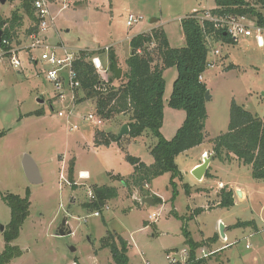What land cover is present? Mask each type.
<instances>
[{
	"label": "rangeland",
	"instance_id": "obj_1",
	"mask_svg": "<svg viewBox=\"0 0 264 264\" xmlns=\"http://www.w3.org/2000/svg\"><path fill=\"white\" fill-rule=\"evenodd\" d=\"M214 7V0L49 3L52 24L39 39L44 45H61L73 52L102 51L92 59L98 58L107 70L100 74L106 82L114 76L109 70L110 53L114 54L115 64L123 75L127 71L125 59L131 53L129 40L150 29L151 18L157 19L156 24L165 33L168 46L180 48L184 46L180 20L192 9L203 14ZM259 11L264 15L263 10ZM13 13L23 15L19 2L7 1L0 8V17L5 20L12 18ZM130 15L139 20L127 27ZM30 27V21L23 15L22 26L15 31L17 38L13 42L15 48H20L17 51L20 68H10L5 61L0 63V133H5L0 137V227L5 231L10 220L9 207L2 201L5 195L28 196L30 203L29 215L11 243L19 248L21 255L8 264H114L109 249L102 247L103 240H114L118 250L125 248L128 264H169L172 259L178 264H187L190 256L184 229L191 240L199 244L194 256L210 255L204 258L205 264H264V181L251 178L250 166H243L235 159V162L223 163L213 158L207 177L198 181L192 177L191 168L199 162V150L192 148L175 158L181 179L165 173L152 179L145 190L134 188L129 182L133 166L127 158L152 165L149 151L157 139L146 133L136 138L126 136L107 145H94L96 131L116 136L127 116L102 120L96 127L82 121L84 116L95 114L92 100L76 103L70 99V92H66L65 100L56 102L55 90L46 79L50 67L41 60L43 50H30L36 61L31 64L29 53L20 47L29 44L26 33ZM260 37L262 46H258L252 30V36L238 38L235 45L218 43L212 47L220 55L209 54L208 60L214 64L202 75L208 92L205 101L207 144L208 140L227 132L232 100L245 111L264 118V33ZM58 55L63 53L58 50ZM176 75L174 67L163 72L165 91L160 132L165 140L173 138L185 119L183 110L167 106ZM119 85V80L113 82L114 87ZM82 96L83 93L78 92L75 101ZM37 111L42 114L34 115ZM60 111L64 115L59 118ZM25 154L38 168L39 185H30L24 176L21 162ZM72 161L74 173L69 180ZM80 173L86 176L79 178ZM209 173L215 176L208 178ZM116 176L121 180H114ZM125 181L129 185H123ZM218 182L230 189L240 185L246 199L237 200L230 209L215 206ZM185 185L189 187L188 193ZM99 186L114 188L117 197L106 202L98 217H94L84 204L90 201L88 195L93 188ZM152 196V205L141 203L142 197ZM208 202H212L213 208L207 209ZM198 208L206 210L194 214ZM151 215L156 218L150 220ZM62 219L67 221L72 234L55 237ZM219 219L227 227L229 237L228 243L221 240V244L229 245L220 250L215 245L218 240L214 244L205 241L215 231L217 239ZM251 220L255 223L251 230H228L238 221ZM71 247L75 251H70ZM4 248L0 231V254Z\"/></svg>",
	"mask_w": 264,
	"mask_h": 264
},
{
	"label": "trees",
	"instance_id": "obj_2",
	"mask_svg": "<svg viewBox=\"0 0 264 264\" xmlns=\"http://www.w3.org/2000/svg\"><path fill=\"white\" fill-rule=\"evenodd\" d=\"M10 3L19 2L23 15L31 23L27 35L37 33L38 21L33 14V0H7ZM214 9L209 10L217 16L234 15L248 17L255 25L264 29V0H214ZM259 8V9H257ZM193 12L180 20V30L184 36L185 44L181 48H170L165 33L160 28H153L150 32L133 36L129 41L132 51L125 61L127 71L119 79L120 85L113 86L114 76L105 82L92 66V58L102 51L78 50L72 69L75 79L79 83L74 91L75 99L78 92L83 96L75 102L84 99L94 102L95 114L103 121H109L116 116H127L125 124L129 127V137L136 138L149 133L157 139L155 146L150 148L152 165L147 166L138 159L127 158L133 166V174L129 178L134 188L144 189L155 177L169 173L174 178H182L175 158L192 148L203 144L205 139L206 105L204 100L207 86L200 77L207 67L210 48L213 45H235L223 31L214 29L212 24H200L193 17ZM23 15L13 13L12 18L5 20L0 17L1 40L8 42V46L0 43V48L9 50L17 34L15 31L22 26ZM208 42L211 46H208ZM156 56V58H155ZM116 58L113 53L109 55V64L115 65ZM171 67L176 68L177 75L172 82V92L167 106L171 109L183 110L185 119L175 135L170 140H165L160 132L162 127L163 107L162 98L165 91L163 72ZM228 119V130L208 141L212 145L213 158L225 163L235 159L243 166H250V176L255 180L264 181V118H258L250 112L231 101ZM42 114L39 111L33 113ZM5 133H0V137ZM93 144L107 145L116 141L113 134L103 133L98 130L94 133ZM74 173L73 161L69 163L68 179L72 180ZM207 173L204 177H207ZM114 180H121L119 176ZM129 185L128 182H122ZM188 193L189 187L185 185ZM92 199L84 208L92 213L98 212L105 203L117 197L116 190L112 187L99 186L91 191ZM233 191L226 188L220 190L218 206L230 209L234 205ZM153 198V196H152ZM153 200V199H152ZM10 210L9 224L2 233L5 248L0 254V264H8L12 259L18 258L21 251L11 243L18 237L20 229L29 215L30 203L28 196L20 198L14 195H5L2 198ZM154 202V201H153ZM103 206V207H102ZM102 207V208H101ZM105 208V207H104ZM194 214L200 213L196 209ZM254 221L237 222L233 227H253ZM185 244L188 248L190 259L187 264H205L206 259L196 258L194 252L199 244L194 243L184 229ZM103 239V238H102ZM107 239V238H105ZM102 247L109 249V254L114 264H128L125 248L118 250L115 241H102Z\"/></svg>",
	"mask_w": 264,
	"mask_h": 264
},
{
	"label": "built area",
	"instance_id": "obj_3",
	"mask_svg": "<svg viewBox=\"0 0 264 264\" xmlns=\"http://www.w3.org/2000/svg\"><path fill=\"white\" fill-rule=\"evenodd\" d=\"M70 0H33L32 2V9L33 14L35 15L38 24H37V33L31 34L29 37V44L26 46H20L23 48L26 53H29V63L36 64V61L32 57L30 50L34 49H41L43 50V54L41 55V60L50 68L47 70L46 79L50 84L53 86L55 90V94L53 99L56 102H62L65 100V93L70 92L71 97L70 99L75 102V93L74 91L78 89L79 83L75 79V73L72 69L73 62L75 61L77 52H73L64 46H49L44 45V42H41L40 35L44 32L48 25L51 23L52 20L48 15V5L49 3H57L61 2L63 4L68 3ZM200 24L204 22L212 24L214 29L223 31L225 36H228L232 39L233 42L237 43V39L240 37H250L252 36V30L255 33L256 42L258 46H262V40L260 35L264 33V29L259 28L255 25L254 21L248 17H239L234 15H226V16H217L212 14L209 10L208 12H204L203 14H196L194 17ZM139 19L134 17L133 15L129 16L126 21L127 27H132L134 23H136ZM253 24L255 26H253ZM3 45L8 46V42L5 40H1ZM1 43V42H0ZM208 46H211L208 42ZM213 46L209 47L210 52L213 56L217 57L220 55V52L217 49L212 48ZM20 48H15L13 45L10 47L9 50H4L0 48V63L3 61L7 62V66L13 69H18L21 66V62L18 58L17 51ZM58 50H60L63 55H58ZM106 50V49H105ZM108 50V49H107ZM92 66L94 70L97 71L99 74H103L107 72L106 69L103 68L98 58L92 59ZM214 64V61L207 60L206 67L209 68ZM202 80V77L199 78ZM63 111H60L57 116L60 118L63 116ZM70 115V114H69ZM82 121L90 123L93 126L98 127L102 124V119L96 114H89L82 118ZM76 129V127H73ZM83 173H80L79 178H84ZM147 188V185L144 186ZM89 199H92L91 192L88 195ZM94 217H98L99 213L95 212L92 214ZM150 220L156 218V216L151 215L148 217ZM249 247L246 245L245 249ZM203 253V251H201ZM209 254H203L200 258H207ZM169 264H178V261L172 259Z\"/></svg>",
	"mask_w": 264,
	"mask_h": 264
},
{
	"label": "water",
	"instance_id": "obj_4",
	"mask_svg": "<svg viewBox=\"0 0 264 264\" xmlns=\"http://www.w3.org/2000/svg\"><path fill=\"white\" fill-rule=\"evenodd\" d=\"M6 2H7V0H0V8H1V6H4L6 4ZM148 23H149V25H151V24L153 25V24L157 23V20L154 18H151L148 21ZM1 38H2V30H0V42H1ZM112 70L114 71V79L119 80L121 78V72H122L121 69L117 68V65L115 64L112 66ZM204 100L205 101L208 100V92L207 91L205 92ZM38 102L41 103L42 100H39ZM128 135H129V127L126 124H123L122 127L120 128L119 132L116 135V141L120 140L121 138L126 137ZM210 162H211L210 158H204L202 164L196 166L191 171L192 177L195 180L202 181V179L204 178V175H205V173L209 167ZM21 166L23 169L24 176L30 185H39L41 183L38 168L29 155H27V154L23 155ZM236 194L238 197H240L239 191H237ZM140 201H141V203H144L145 205H152V203H153V200L151 197H146V198L142 197L140 199ZM0 231H1V233H3L4 227L1 226ZM71 234H72V231H71L70 226L67 224V221L65 219H62V222H61L60 226L57 228V230L55 231L54 236L55 237H63V236L71 235ZM218 234L222 239H225L224 225L222 223L219 224ZM70 251L73 252L75 250L71 247Z\"/></svg>",
	"mask_w": 264,
	"mask_h": 264
},
{
	"label": "crops",
	"instance_id": "obj_5",
	"mask_svg": "<svg viewBox=\"0 0 264 264\" xmlns=\"http://www.w3.org/2000/svg\"><path fill=\"white\" fill-rule=\"evenodd\" d=\"M212 9H214V8H212ZM194 9H192V12H190L189 14H191V13H193L194 11H193ZM211 10V9H210ZM188 14V15H189ZM187 15V16H188ZM157 20V19H156ZM152 25V24H151ZM153 28H159L158 26H157V24L155 25V24H153V26L150 28V29H148L146 32H144V33H147V32H150ZM142 34V33H141ZM138 35V34H137ZM183 39H184V36H183ZM130 41V40H129ZM21 42V41H20ZM184 44H185V41H184ZM173 48V47H172ZM181 48V47H180ZM130 49V48H129ZM131 53H132V51H131ZM131 53H130V55H131ZM128 58H126L125 59V61L127 60ZM204 83V82H203ZM206 134H205V139H204V142H203V144H201V145H199V146H197V147H194L195 149H197V150H199V162H196V163H194L193 164V166H192V168H191V171L193 170V168H195L196 166H198V165H200V164H202V162H203V159L204 158H210V164L209 165H211V163H212V159H213V153H212V145L211 144H207L206 142ZM209 141V140H208ZM193 148V149H194ZM231 162H235L233 159H231L230 160ZM237 163H239L238 161H237ZM84 174V173H83ZM85 176H86V174H84ZM209 175H210V177H208V178H212V177H214L215 175H213V174H210L209 173ZM182 176V175H181ZM203 181V180H202ZM218 185H222V186H218ZM224 188H226L227 190H232L233 191V193H234V195H233V198H234V203L237 201V200H239V201H244L246 198H245V195H246V193H245V191L243 190V188L240 186V185H234V187L232 188L231 187V189L229 188V187H227V186H224V184L222 183V182H218V184H217V186H216V190H217V194H219V192H220V190H222V189H224ZM237 191H239L240 192V197H238L237 196V194H236V192ZM215 193H216V191H215ZM152 198V197H151ZM238 198V199H237ZM217 200H218V202H216L215 203V206H218V204H219V201H220V199L217 197ZM211 203L212 202H208V206H207V209L211 206ZM214 206V205H213ZM213 206H211V208H213ZM219 207V206H218ZM198 209H201L202 211L201 212H203L204 210H206V208H198ZM196 210V209H195ZM200 212V213H201ZM199 214V213H198ZM252 221V220H251ZM251 221H244V222H251ZM218 222H219V224L220 223H222L223 225H224V223L219 219L218 220ZM238 222H242V221H238ZM237 223V222H236ZM236 223H234V224H236ZM234 224L232 225V226H230L229 227V229L228 230H230V231H232V229H237V228H235V227H233L234 226ZM255 224V223H254ZM256 226V225H255ZM244 229L245 230V228L246 229H248V230H251L252 229V227H238V229ZM226 231H227V227H225V225H224V236H225V239H222L220 236H219V234H218V231H217V234H218V237H217V239H215V236H214V233L216 232H213V235L209 238V239H207V240H205L206 242L208 241L209 243H212V244H214L217 240V242L215 243V245H217V247L219 248V250L220 249H223V248H226V247H228V245L229 244H226V245H224L223 243L221 244V240L224 242V243H228L229 241V237L227 236V233H226ZM204 241V242H205ZM195 243H198V242H195ZM224 245V246H223ZM223 246V247H222ZM221 247V248H220Z\"/></svg>",
	"mask_w": 264,
	"mask_h": 264
},
{
	"label": "flooded vegetation",
	"instance_id": "obj_6",
	"mask_svg": "<svg viewBox=\"0 0 264 264\" xmlns=\"http://www.w3.org/2000/svg\"><path fill=\"white\" fill-rule=\"evenodd\" d=\"M60 226V225H59Z\"/></svg>",
	"mask_w": 264,
	"mask_h": 264
}]
</instances>
